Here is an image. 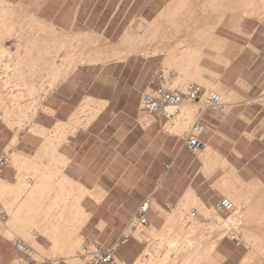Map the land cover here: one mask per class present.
<instances>
[{"label":"crops","instance_id":"crops-1","mask_svg":"<svg viewBox=\"0 0 264 264\" xmlns=\"http://www.w3.org/2000/svg\"><path fill=\"white\" fill-rule=\"evenodd\" d=\"M165 3L166 0H77L71 22L72 26L98 30L104 38L119 39L127 20L135 17L150 21L145 15L152 11L158 20ZM64 6L61 4L58 10L62 16L67 15ZM62 21L58 26L64 30ZM255 34L256 31L251 39ZM34 37L61 39L62 35L36 15H25L18 21L14 7L0 0L1 66L8 71L5 84L15 89L10 104L0 96L2 118L12 127L0 118V159L10 160L0 179V264H64L73 241L90 239L86 230L95 231L103 246L115 249L112 264H135L142 253L141 240L131 235L125 243L122 239L138 206L150 195L155 201L146 227L155 235L140 231L143 238L181 240V235L158 233L164 212H173L172 221L180 220L186 208L202 217L198 209L210 212L221 200L229 199L234 210L219 211L225 213L224 217L232 215L222 220H234L227 225L233 230L228 236L219 235L205 244L207 234L202 227L190 226L198 229L195 234H203L201 246L209 247L220 238L205 260L264 264V73L254 77L255 63L244 67L243 73L230 81L226 76L234 63L218 74L215 70L221 67L214 64L204 70L194 67L197 49L188 46L186 58L177 62L169 60L175 52H163L166 65L176 69L181 65L187 70L183 79L203 81L197 83L202 86L199 100H185L183 104L190 108L191 115L182 132L176 128L178 118L168 122L141 110V97L152 77L148 59L130 55L106 64L80 66L82 63L40 95V109L30 129L21 133L19 106L15 112V103L20 100L16 67L22 65V54L35 52L21 45L20 39ZM10 38L16 41L7 48L4 43ZM40 48L39 53H52L49 44ZM252 52L261 53L254 46ZM138 53L144 55L143 51ZM216 56L211 52L212 58ZM138 69L141 72L136 76ZM211 86L219 93L209 94ZM34 98L30 96L29 102ZM6 107L12 112L7 110L6 114ZM13 114L18 120L13 119ZM10 117L12 121L5 120ZM199 120L206 127L201 139L207 148L193 155L186 137L190 126ZM56 130L60 140L50 142ZM211 235L212 232L208 237ZM18 245H24L25 250H19Z\"/></svg>","mask_w":264,"mask_h":264},{"label":"rangeland","instance_id":"rangeland-1","mask_svg":"<svg viewBox=\"0 0 264 264\" xmlns=\"http://www.w3.org/2000/svg\"><path fill=\"white\" fill-rule=\"evenodd\" d=\"M5 2L14 7L15 18H17L18 21L25 17V15H36L47 24L53 25L62 35L61 39L37 37L20 39L21 45L28 46L27 50L35 51L29 54H22L21 67L24 66L27 60L34 58V56L37 59L43 58L41 61L37 62L42 67L41 73L35 78L28 79L24 87L21 88L19 86L20 100L15 103V112H17L16 106H19L20 125L22 124L24 113L30 107L31 103L29 102V98L30 96L32 98L34 97V95L25 94L21 89L33 87L39 91L42 83L48 80V77L52 73V68L55 65L62 74L61 78H64L71 72L73 73L74 67L79 65V63H83V65L80 66L93 65L88 64L93 62H96L95 64H106L113 60H125L130 55H136L148 59L149 63L147 67L150 77H153L159 71H171L176 73L177 77L181 76L180 78H182L183 74L187 73V70L181 65L176 69L164 63V53L166 55L170 52L174 53V51H171L172 47L179 50L182 46L187 50V54L189 52V47L191 49H197L196 55L193 56V64L194 67L200 69L214 64L221 67V69L215 70V72L219 74L222 72L223 68L234 63L232 66L233 70L226 76L230 81L242 74V69L244 67H250L253 63H255L253 70L257 73L254 77H259L261 72L264 73V0H166L164 12L162 16H159L158 20H156L157 15H155L153 11L145 15L147 18H150V21L133 17L132 20H127L124 23V35L119 39H117V37L104 38L100 31L86 29L82 27V25H80V27L72 26L71 10L74 8L77 0H5ZM61 4H66L64 7L65 10L67 9V15L65 13L62 16L58 12L59 8H61ZM4 7L7 8V6ZM138 10L139 5L134 9V14ZM61 21L63 22L62 25L65 26L64 30L59 27ZM254 31H256L255 37L251 39ZM77 35L79 38H73ZM15 41L16 39L10 38L6 40L4 44L7 48H11ZM43 44H49L52 53H47L46 55L39 53L38 50L41 49L40 46ZM253 46L261 51V53L253 55ZM155 48H158V52H156ZM125 50H135L137 53L125 54V52H123ZM140 51H143L144 55L147 52L149 56L138 53ZM152 52L153 54H159L152 56ZM211 52L217 54V56L212 58ZM241 53H243V55L240 56L238 63L237 61L235 62V59ZM2 60L4 61V59L0 58V96L6 99L7 104H10L11 94L15 89L12 85L8 86L5 84L8 71L2 68ZM169 60L174 61L171 57ZM191 71H193V69ZM140 72V69L135 71L136 76H138ZM142 72L144 73V71ZM207 74L209 73L207 72ZM205 75L206 72L204 73V76ZM213 76L217 77L216 74H213ZM194 82L202 83L203 81L197 82L191 79L186 81L184 79L185 86H176V88L174 81L168 86L172 89H181L180 91H185L187 85ZM216 92L219 93L214 86H211L208 91L209 94ZM44 94L43 97L45 98ZM262 102H264V96L262 97ZM7 110L12 112L11 108L6 107V114L9 113ZM0 118L4 124L12 129V127L3 120L2 112H0ZM13 119L18 120L14 114ZM5 120L12 121V117L5 118ZM148 120L151 121V119ZM29 127L30 125L26 123L24 128L21 127V133L28 131L30 129ZM57 131L58 130L51 134L52 138H50V142L60 140V134H58L59 132ZM199 211L202 217H200L199 214L194 215L190 208L189 210L186 208L183 214L179 215L180 220L174 218L173 221L170 216L173 212H164V218L162 217L163 222L158 226V233L171 237L181 235V241L184 240L189 233L190 236L188 240L190 238L193 240L192 238H194V236L196 238L194 241L198 239L201 240L200 238L203 234H195L198 229L193 230L190 228L191 225H195V227H202L201 231L207 234L204 242L206 244L213 241L219 235L228 236L229 232L233 231L231 226H224L226 225L224 221L218 222L215 220L217 216L224 219L227 217L229 218V215L224 217L225 213L222 214L215 209L210 210V212L198 209V213ZM207 212L210 213L208 216L205 214ZM168 216H170L171 220L169 224L166 223ZM87 219L88 215L85 214L84 221H87ZM208 224L212 226L211 229L204 228ZM148 228L149 227H143L138 229V231L144 233ZM69 232H72V230ZM211 232V237H208V234ZM235 232L238 233L240 231L235 230ZM86 234L91 236L90 239L86 238L82 240L79 238L70 244L67 250L68 259L64 264H85L84 259L80 262H75L82 255H85L81 252L82 245L89 243L90 248V243H102L98 240V235L95 231L86 230ZM8 237L12 238V236ZM140 242L142 243V253L135 264H147L149 259H157L160 261L167 253L166 245H161L159 238L154 237V239H152L150 237H142ZM205 248L207 247L205 246ZM90 249L92 250V248ZM179 252V250L171 252L172 259L176 256L178 258L182 257L183 253ZM33 257L37 260L39 259L38 257ZM209 257L210 253L206 252L200 264H218L215 260H205Z\"/></svg>","mask_w":264,"mask_h":264},{"label":"built area","instance_id":"built-area-1","mask_svg":"<svg viewBox=\"0 0 264 264\" xmlns=\"http://www.w3.org/2000/svg\"><path fill=\"white\" fill-rule=\"evenodd\" d=\"M176 74L174 72H157L149 81L147 90L143 93L140 101L141 110L148 116L161 117L166 121H174L181 114V107L185 100L195 102L199 100L202 93V86L197 83H189L185 91L172 89L168 85L174 81ZM205 125L202 121H195L189 128L186 145L190 153L193 155L207 148V143L201 139L205 131ZM10 160L8 157L0 159V179L9 166ZM169 166H166L168 168ZM153 195L144 199L138 206L134 216L127 224L129 232L136 231L146 227L149 223V214L151 205L154 203ZM217 211L232 212L234 209L233 203L229 199L221 200L216 206ZM129 240V236L122 239V243ZM93 251L86 245H82V253L85 254V264H112L115 259V249L106 248L101 243H93ZM19 250L24 251V245L17 246ZM29 262V261H28Z\"/></svg>","mask_w":264,"mask_h":264},{"label":"bare ground","instance_id":"bare-ground-1","mask_svg":"<svg viewBox=\"0 0 264 264\" xmlns=\"http://www.w3.org/2000/svg\"><path fill=\"white\" fill-rule=\"evenodd\" d=\"M157 49L158 48H155L156 52H158ZM171 49H172L171 51L175 52V54H171V55H175V57L171 58L174 61H177V59L183 60L187 55V50L182 46L179 50L175 47H172ZM151 54H153V52ZM146 55H147V52H146ZM154 56H155V54H154ZM42 59L43 58L35 59V60L33 59L30 61L27 60L24 64V66L16 67V71L19 72V74H20L19 75V82H20L19 84H20L21 88L24 87V84L27 82L28 79L35 78L36 76H38L41 73L42 67L37 62L41 61ZM79 64H81V63H79ZM52 69H53L52 73L50 74V76L48 77V80H47L48 82H46V83L43 82L44 84L41 86L39 91H33L32 88L21 89V91L24 92L25 94L35 95V98L32 101V103L30 104V107L28 108V110L24 113V115L22 117V124L20 125V128L21 127L24 128V125H26V123L29 125L31 123V121L33 120V118H34V116L38 110L41 98H42L40 95L42 93L49 92L53 87H55L60 82L61 77H62L61 72L59 71V69L57 68L56 65L53 66ZM180 77L176 80L175 87L184 85V79L182 80V78H180ZM190 111L191 110L187 105H182L181 114L178 117L177 121L175 122L177 130H179L180 132L184 131L189 124V119H190V115H191ZM16 162L17 161L14 160V165L16 164ZM152 205H151V207H152ZM235 212H237V210H235ZM234 218H235V216H234ZM215 220H217L218 222L225 221V220H222V218H220V216H217ZM233 221H234L233 218L226 220L225 226L231 225ZM147 231L149 233H153L152 236L155 235L154 232H150V230H147ZM132 232H134V233H131L128 231L127 232L128 234L126 236H130V235L134 236L137 240H141V238L143 237V235L140 231L136 230V231H132ZM189 236H190V234L188 233V235H186V238L182 241L181 240H165L164 238H161L160 244L166 245V247H167L166 255L160 261L157 259H149L147 264H200V261L203 258V256L206 254V252L212 253L215 249V244L219 241L218 239H220V238H218L216 241L213 242V244L211 243L212 244L211 246H209V247L207 246V248H205L203 246V244L201 246L202 241H200L199 239L196 241L188 240ZM209 237H211V236H209ZM202 238H203V236H202ZM90 244H91L90 248H92V250L89 248V243L84 244V245H86L90 249V251H93L94 250L93 243H90ZM174 250L175 251L179 250L180 251L179 253H183L182 257L178 258L176 256L174 259H172L171 252H173ZM81 252H82V249H81ZM84 257L85 256L82 255L75 262L77 263V262L82 261L84 259ZM137 264H139V263H137Z\"/></svg>","mask_w":264,"mask_h":264}]
</instances>
